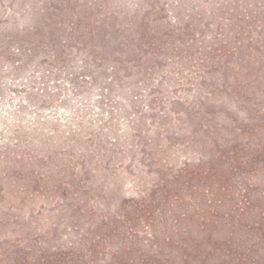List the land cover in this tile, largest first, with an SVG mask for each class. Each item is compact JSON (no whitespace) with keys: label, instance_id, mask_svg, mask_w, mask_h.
Here are the masks:
<instances>
[{"label":"rangeland","instance_id":"obj_1","mask_svg":"<svg viewBox=\"0 0 264 264\" xmlns=\"http://www.w3.org/2000/svg\"><path fill=\"white\" fill-rule=\"evenodd\" d=\"M0 264H264V0H0Z\"/></svg>","mask_w":264,"mask_h":264},{"label":"trees","instance_id":"obj_2","mask_svg":"<svg viewBox=\"0 0 264 264\" xmlns=\"http://www.w3.org/2000/svg\"><path fill=\"white\" fill-rule=\"evenodd\" d=\"M183 172H184V171H183ZM183 176H184V174H180V175L177 176V178H178V177H183Z\"/></svg>","mask_w":264,"mask_h":264}]
</instances>
